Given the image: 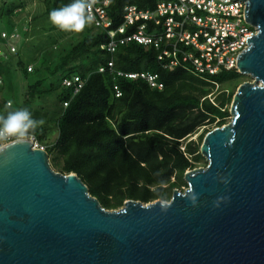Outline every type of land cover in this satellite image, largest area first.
Wrapping results in <instances>:
<instances>
[{
	"label": "water",
	"instance_id": "obj_1",
	"mask_svg": "<svg viewBox=\"0 0 264 264\" xmlns=\"http://www.w3.org/2000/svg\"><path fill=\"white\" fill-rule=\"evenodd\" d=\"M237 70L231 121L201 145L169 202L105 209L76 174L53 169L29 140L0 150V264H264V0ZM194 198V199H193Z\"/></svg>",
	"mask_w": 264,
	"mask_h": 264
},
{
	"label": "trees",
	"instance_id": "obj_2",
	"mask_svg": "<svg viewBox=\"0 0 264 264\" xmlns=\"http://www.w3.org/2000/svg\"><path fill=\"white\" fill-rule=\"evenodd\" d=\"M159 1L111 0L109 16L118 27L123 24L126 6L154 9ZM69 3L71 0H44V11L34 20L49 21L52 9ZM22 7V0H5L0 5V30L16 28L14 18ZM50 30L60 28L51 26ZM23 32L24 38L28 27ZM108 40L107 34L92 24L82 39L58 54L52 68L47 64L53 48L39 50L40 56L35 57L38 66L33 72L28 71L30 65L23 57L21 41L18 54L0 60V76L11 74L14 64L28 78L34 73L40 76L43 69L50 73L29 84L28 98L23 103L14 106L11 102L9 107L7 101L6 108L10 112L27 107L34 118L43 119L42 125L28 133L41 143H46L50 124L56 126L58 137L46 148L50 162L63 174H76L105 209L118 210L128 200L169 202L175 189L188 188L184 179L187 171L201 162L208 164L200 149L212 130L203 131L197 141L191 138L202 128L222 127L231 118L234 93L226 90L214 96L215 87L243 75L234 69L201 76L187 65L169 70L158 60L157 52L139 45L122 47L112 56L103 49ZM112 57L117 70L157 74L164 88L100 73ZM75 75L87 80L76 95L62 86L64 79ZM115 85L122 92L119 98ZM47 94L56 96L55 116L50 119L33 101Z\"/></svg>",
	"mask_w": 264,
	"mask_h": 264
},
{
	"label": "built area",
	"instance_id": "obj_3",
	"mask_svg": "<svg viewBox=\"0 0 264 264\" xmlns=\"http://www.w3.org/2000/svg\"><path fill=\"white\" fill-rule=\"evenodd\" d=\"M95 17V28L107 34L103 49L110 55L122 47L139 45L157 52L158 60L166 69L187 65L201 76H215L222 71L237 70L238 57L249 46L247 39L256 36L258 29L246 22V2L240 0H161L154 9L128 5L124 8L123 24L116 27L109 16L111 0H89ZM23 36L17 28L0 30V60L19 52ZM33 66L28 71H33ZM100 73L129 80H143L150 87L162 90L159 76L150 72L125 73L115 68L112 57ZM86 78L75 75L64 79L62 86L79 93ZM3 84L0 77V85ZM219 85L217 84V88ZM116 97L122 96L118 85ZM67 107L68 103H64ZM0 143L12 144L14 137ZM34 148L44 149L36 136L27 134Z\"/></svg>",
	"mask_w": 264,
	"mask_h": 264
},
{
	"label": "rangeland",
	"instance_id": "obj_4",
	"mask_svg": "<svg viewBox=\"0 0 264 264\" xmlns=\"http://www.w3.org/2000/svg\"><path fill=\"white\" fill-rule=\"evenodd\" d=\"M5 0H0V5ZM23 7L17 10V16L14 18V24L20 33H24V29L28 27L27 35L24 36L22 53L25 56L24 59L28 62L30 66H33L34 71L36 70L38 63L35 61V57H39V50H44L46 48L52 47V53L49 57V61L47 66L50 68L53 67V64L57 61L58 54L62 53L64 49H68L70 45L76 44L77 41L82 39V37L87 33V29H89L91 25L86 26L81 32H73V31H63V30H50L53 25L50 21H42L34 19L43 13L44 11V0H22ZM23 29V31H22ZM23 36V35H22ZM53 41V42H52ZM27 55V56H26ZM11 56V55H10ZM31 58V59H29ZM11 74L6 75L2 78L3 86H0V113L6 114L8 113V109L6 108V102L11 101L14 106L20 103H23L25 99L28 98L29 92V84L33 83L39 77L48 76L50 71L43 69L40 76L37 73L31 74L28 77H25L23 72L14 64L12 68H10ZM33 72V71H32ZM254 78L251 76L243 75L239 80L232 81L222 86H217L214 89V96L218 95L223 91L233 92L236 94L240 85L245 82H253ZM214 96H209L211 100H214ZM55 95H44L42 98H38L37 96L33 99L37 109L41 111L42 115H46L47 118H53L55 116L53 108V101L55 100ZM12 104V107H13ZM11 107V108H12ZM231 107V105H230ZM231 121V118L227 120V124ZM215 129V125L208 126L206 128H202L196 135H194L191 139L198 140L201 135L204 134L203 131L213 130ZM207 132V131H206ZM208 134V133H207ZM206 134V135H207ZM58 137V131L56 126L51 123L50 128L47 132L45 142L39 143L46 148L53 144ZM51 163V162H50ZM51 166L53 167L52 163ZM206 163L201 162L198 164L197 168L206 167ZM53 169L59 172V168L53 167ZM185 188L182 189V191Z\"/></svg>",
	"mask_w": 264,
	"mask_h": 264
},
{
	"label": "clouds",
	"instance_id": "obj_5",
	"mask_svg": "<svg viewBox=\"0 0 264 264\" xmlns=\"http://www.w3.org/2000/svg\"><path fill=\"white\" fill-rule=\"evenodd\" d=\"M91 7L89 0H71V3L63 7L52 9L49 12V21L63 31L81 32L94 22ZM8 106H11V101ZM43 123V119L34 118L27 107L10 111L6 116H0V141L14 137L12 143H24L29 130L34 131ZM6 147V143H0V150Z\"/></svg>",
	"mask_w": 264,
	"mask_h": 264
}]
</instances>
